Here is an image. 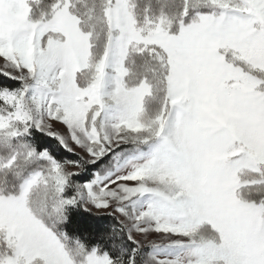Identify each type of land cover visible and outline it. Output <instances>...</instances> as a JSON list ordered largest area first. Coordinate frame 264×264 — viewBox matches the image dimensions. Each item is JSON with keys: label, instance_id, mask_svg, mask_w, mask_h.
Listing matches in <instances>:
<instances>
[{"label": "snow or ice", "instance_id": "snow-or-ice-1", "mask_svg": "<svg viewBox=\"0 0 264 264\" xmlns=\"http://www.w3.org/2000/svg\"><path fill=\"white\" fill-rule=\"evenodd\" d=\"M0 264H264V0H0Z\"/></svg>", "mask_w": 264, "mask_h": 264}]
</instances>
